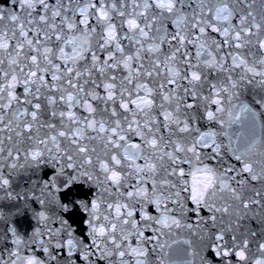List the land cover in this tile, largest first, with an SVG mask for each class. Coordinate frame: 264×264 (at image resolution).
Returning <instances> with one entry per match:
<instances>
[{
    "label": "snow or ice",
    "instance_id": "1",
    "mask_svg": "<svg viewBox=\"0 0 264 264\" xmlns=\"http://www.w3.org/2000/svg\"><path fill=\"white\" fill-rule=\"evenodd\" d=\"M0 264H264V0H0Z\"/></svg>",
    "mask_w": 264,
    "mask_h": 264
}]
</instances>
